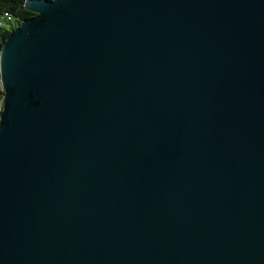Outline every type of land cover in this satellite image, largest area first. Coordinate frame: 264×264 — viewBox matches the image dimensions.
<instances>
[{
  "label": "water",
  "instance_id": "95a60500",
  "mask_svg": "<svg viewBox=\"0 0 264 264\" xmlns=\"http://www.w3.org/2000/svg\"><path fill=\"white\" fill-rule=\"evenodd\" d=\"M0 48V264H264V0H26Z\"/></svg>",
  "mask_w": 264,
  "mask_h": 264
},
{
  "label": "trees",
  "instance_id": "16d2710c",
  "mask_svg": "<svg viewBox=\"0 0 264 264\" xmlns=\"http://www.w3.org/2000/svg\"><path fill=\"white\" fill-rule=\"evenodd\" d=\"M25 2L26 0H0V15L9 14V20L0 26V48L7 36L19 26L21 21L35 15L25 8Z\"/></svg>",
  "mask_w": 264,
  "mask_h": 264
},
{
  "label": "built area",
  "instance_id": "2783aa9c",
  "mask_svg": "<svg viewBox=\"0 0 264 264\" xmlns=\"http://www.w3.org/2000/svg\"><path fill=\"white\" fill-rule=\"evenodd\" d=\"M9 20V14L8 13H2L0 15V26H3V24L5 22H7ZM2 93L0 94V115L2 113V110H3V100H4V95H3V90L2 88L0 87Z\"/></svg>",
  "mask_w": 264,
  "mask_h": 264
}]
</instances>
